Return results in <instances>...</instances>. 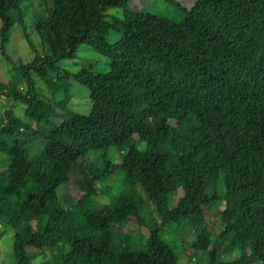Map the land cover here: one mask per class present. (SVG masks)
I'll use <instances>...</instances> for the list:
<instances>
[{
  "label": "trees",
  "instance_id": "1",
  "mask_svg": "<svg viewBox=\"0 0 264 264\" xmlns=\"http://www.w3.org/2000/svg\"><path fill=\"white\" fill-rule=\"evenodd\" d=\"M25 1L0 0L1 47ZM137 1L45 0L41 51L21 68L50 95L0 88L23 111L0 113V239L12 231L13 264H180L160 232L186 223L206 264H264V0H163L178 22ZM83 44L107 72L58 67ZM70 78L89 90L87 113L69 105ZM73 173L80 196L58 194Z\"/></svg>",
  "mask_w": 264,
  "mask_h": 264
},
{
  "label": "rangeland",
  "instance_id": "2",
  "mask_svg": "<svg viewBox=\"0 0 264 264\" xmlns=\"http://www.w3.org/2000/svg\"><path fill=\"white\" fill-rule=\"evenodd\" d=\"M137 1L133 3V6L143 11L158 14L167 17L175 22L182 19V13L171 3L163 0H151L150 2ZM185 5H190V1H184ZM45 8V0H28L21 4L20 9L23 13L24 21L20 19L12 20V28L9 34V39L4 47L0 46V88L3 91L16 90L18 92L25 93L27 90V82L33 81L34 86L42 97H48L49 91L44 82L38 77L34 71H23L21 68L23 65L31 62L33 58V49L41 51V40L38 32L35 30V21L43 14ZM116 9H110L109 12H114ZM114 32H111L107 39L112 42L116 39ZM32 46H31V45ZM33 47V48H32ZM45 48L47 45L45 44ZM47 50V49H46ZM46 52V51H45ZM58 67L75 72L80 69L81 66H89L95 74H102L109 69V61L106 57L100 55L93 47L88 44H83L79 47L74 59H65L59 61ZM57 71L48 70L47 75L49 77H55ZM18 80V81H16ZM70 83V107L77 112L87 113L90 108L89 102V90L88 88L73 80L69 79ZM0 89V113L7 107L12 108L17 114L23 115L21 104L18 101L10 97H5L4 92ZM40 144L35 142L32 145V149L38 150ZM35 153V152H34ZM111 160L118 162L120 159V153L117 151H110ZM35 157V154H33ZM76 177L75 173L71 175V181L61 184L57 188V192L60 195H71L78 198L81 192L73 184ZM115 181H119L115 179ZM103 182H97V187L100 188ZM95 198L97 200L107 202V197L102 193H98ZM147 210V207H146ZM71 211L76 213L77 210L72 208ZM146 213V212H145ZM148 218L150 217L146 214ZM208 229L217 234L221 229L219 220V214L217 206L210 208V217L207 223ZM126 230L132 233V241L136 244L143 246L146 243V236L142 234L137 225H128ZM161 237L174 245L176 252L180 259V264H206V255L195 251L190 247L191 242L195 238V233L192 231L189 225L186 223L167 224L161 229ZM13 233L8 230L7 233L0 239V264H13V257L11 252V242ZM34 253H39L38 250H34ZM228 259V256H223ZM235 255H231L234 258ZM43 260L38 257L32 264H43Z\"/></svg>",
  "mask_w": 264,
  "mask_h": 264
}]
</instances>
